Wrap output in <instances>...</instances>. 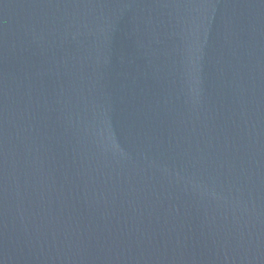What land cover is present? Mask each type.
<instances>
[{
  "label": "water",
  "instance_id": "95a60500",
  "mask_svg": "<svg viewBox=\"0 0 264 264\" xmlns=\"http://www.w3.org/2000/svg\"><path fill=\"white\" fill-rule=\"evenodd\" d=\"M0 264H264V0H0Z\"/></svg>",
  "mask_w": 264,
  "mask_h": 264
}]
</instances>
